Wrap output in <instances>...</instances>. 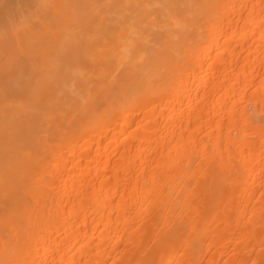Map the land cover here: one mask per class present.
Wrapping results in <instances>:
<instances>
[{
  "label": "bare ground",
  "instance_id": "bare-ground-1",
  "mask_svg": "<svg viewBox=\"0 0 264 264\" xmlns=\"http://www.w3.org/2000/svg\"><path fill=\"white\" fill-rule=\"evenodd\" d=\"M101 1L0 0V264H264V0Z\"/></svg>",
  "mask_w": 264,
  "mask_h": 264
},
{
  "label": "rangeland",
  "instance_id": "rangeland-1",
  "mask_svg": "<svg viewBox=\"0 0 264 264\" xmlns=\"http://www.w3.org/2000/svg\"><path fill=\"white\" fill-rule=\"evenodd\" d=\"M98 1H99V0H98ZM113 1H115V0H112V1H111V0H108V1H107V0H106V2H105V0H104V1H101V2H105V4H104V3H103V4H104L105 6H108V5H110L109 3H112ZM107 2H108V3H107ZM99 3H100V2H99ZM101 5H102V4H101Z\"/></svg>",
  "mask_w": 264,
  "mask_h": 264
}]
</instances>
